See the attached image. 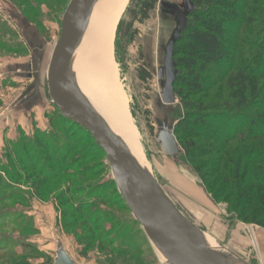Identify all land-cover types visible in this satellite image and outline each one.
Masks as SVG:
<instances>
[{"label": "rangeland", "instance_id": "374dc122", "mask_svg": "<svg viewBox=\"0 0 264 264\" xmlns=\"http://www.w3.org/2000/svg\"><path fill=\"white\" fill-rule=\"evenodd\" d=\"M71 1L0 0V264L20 260L55 264L62 250L76 264H110L108 260L169 264L123 202L106 154L82 127L65 119L50 98V61ZM143 1L129 0L121 14L114 61L144 165L202 233L244 263L264 264V227L238 219L234 183L227 188L220 182L215 189L208 187L204 173L197 171L182 148L180 155L167 156L157 141L159 121L168 120L176 127L194 112L179 97L172 106L164 105L161 97L166 82L165 50L177 28L164 4L185 10L187 2L157 0L143 21L139 12ZM84 53L82 48L73 59L75 76ZM229 65L222 63L212 72L222 73ZM217 91L212 88L211 95ZM209 120L206 133L231 135L230 122L218 132L221 121ZM227 170L230 174L226 168L220 174ZM39 182L44 184L37 192ZM71 195L85 204L80 212L84 220L91 219L90 226L64 218V211L70 216L76 208L63 205ZM111 242L115 244L110 246ZM123 248L128 250L126 257L112 253Z\"/></svg>", "mask_w": 264, "mask_h": 264}, {"label": "trees", "instance_id": "16d2710c", "mask_svg": "<svg viewBox=\"0 0 264 264\" xmlns=\"http://www.w3.org/2000/svg\"><path fill=\"white\" fill-rule=\"evenodd\" d=\"M191 2L193 11L175 45L178 75L174 88L176 96L194 112L188 113L175 127V135L186 156L198 166L197 171L204 173L208 187L215 189L222 183L227 188L234 183V198L240 208L238 219L264 227V0ZM156 3L157 0L142 2L139 12L143 21L148 19ZM254 46L256 53L252 50ZM226 62L230 65L222 73L212 72ZM212 88L218 90L214 97ZM226 93H229L228 99H225ZM191 99L195 102H190ZM208 118L221 121L218 132L230 122L231 135L220 137L217 132L206 133L204 126L210 121ZM204 159L207 163L199 165L198 161ZM207 168L214 170L205 174ZM224 168L230 174L228 170L225 176L220 174ZM43 184H37V192ZM72 199L73 196L67 198L63 205L72 204L76 208L70 216L64 211V218L90 226L91 219L84 220L80 212L85 204ZM114 244L111 242L110 246ZM123 249H113L112 253L126 257L128 250ZM108 263L116 264L110 260ZM15 264L29 262L20 260Z\"/></svg>", "mask_w": 264, "mask_h": 264}, {"label": "water", "instance_id": "95a60500", "mask_svg": "<svg viewBox=\"0 0 264 264\" xmlns=\"http://www.w3.org/2000/svg\"><path fill=\"white\" fill-rule=\"evenodd\" d=\"M183 11L178 6L173 15L178 23L165 50L166 82L162 92L164 105L176 104L175 82L178 71L175 45L187 27L193 3ZM95 0H72L61 23V35L50 61L49 94L60 113L91 133L105 152L123 200L140 223L151 243L169 264H225L202 239V232L174 204L157 181L137 162L125 142L93 110L87 112L81 102L72 61L88 26ZM157 141L167 156L181 154L175 127L168 120L159 121ZM55 264H76L65 251H59Z\"/></svg>", "mask_w": 264, "mask_h": 264}, {"label": "bare ground", "instance_id": "6f19581e", "mask_svg": "<svg viewBox=\"0 0 264 264\" xmlns=\"http://www.w3.org/2000/svg\"><path fill=\"white\" fill-rule=\"evenodd\" d=\"M128 1L95 0L85 34L75 53L76 56L82 48L85 49L79 74L74 75V79L85 110H93L101 117L125 142L141 168L151 176L144 165L145 159L130 115L128 98L114 61L116 28ZM202 239L225 264H246L207 234L203 233Z\"/></svg>", "mask_w": 264, "mask_h": 264}, {"label": "flooded vegetation", "instance_id": "af4514ba", "mask_svg": "<svg viewBox=\"0 0 264 264\" xmlns=\"http://www.w3.org/2000/svg\"><path fill=\"white\" fill-rule=\"evenodd\" d=\"M186 2H187V8H188V1L187 0H185ZM191 1V0H190ZM176 7L177 6H171V5H169V4H164V8H166L169 12H171L172 13V16L174 17V19L176 20V24L178 23V19H177V17H175L174 15H173V13L175 12V9H176ZM180 8V7H179ZM186 8V9H187ZM185 9V10H186ZM185 10H183V11H185ZM159 130H160V127H159Z\"/></svg>", "mask_w": 264, "mask_h": 264}]
</instances>
